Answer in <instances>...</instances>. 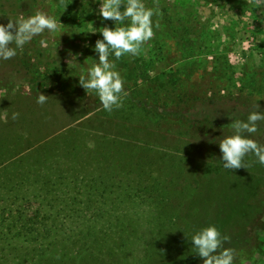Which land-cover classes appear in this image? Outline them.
Returning a JSON list of instances; mask_svg holds the SVG:
<instances>
[{
	"label": "rangeland",
	"instance_id": "obj_1",
	"mask_svg": "<svg viewBox=\"0 0 264 264\" xmlns=\"http://www.w3.org/2000/svg\"><path fill=\"white\" fill-rule=\"evenodd\" d=\"M37 1L61 26L20 49L27 48L30 64L20 54L21 66L0 76V264H48L46 253L50 264L166 259L173 239L182 235L169 228L163 205L142 190L169 189L186 211L179 197L196 189L195 173L208 160L206 142L215 136L196 135L193 145L201 150L194 147L195 156L180 164L190 150L179 141L194 136L187 135L186 123L163 113L173 109L164 102L165 91L190 84L207 89L215 119L245 107L221 104L214 92L230 86L264 97V7L254 0H142L154 9V36L138 55L109 56L128 95L122 107L108 112L79 77L98 61V30L115 23L98 14L100 0ZM40 93L48 96L42 106L36 102ZM145 102L152 112L142 108ZM13 113H19L15 120ZM250 159L256 162L247 156L237 191V175L213 179L198 206L214 210L215 218L224 212L223 219L240 217L241 206L252 204L264 181V165L251 166ZM44 175L51 176L48 184L38 181ZM242 230L225 234L230 242L224 247L235 249L234 264H264V207Z\"/></svg>",
	"mask_w": 264,
	"mask_h": 264
},
{
	"label": "trees",
	"instance_id": "obj_2",
	"mask_svg": "<svg viewBox=\"0 0 264 264\" xmlns=\"http://www.w3.org/2000/svg\"><path fill=\"white\" fill-rule=\"evenodd\" d=\"M39 4L40 2H38L37 0H0V24L6 26L8 23V19L15 20L20 14H23L25 17H27L33 15L36 11H42L43 8L41 9V7H38ZM12 46L15 47V45ZM20 49L21 48L16 49L17 54L14 58L9 60L0 59V76L4 74L3 78H6L15 67L17 68L21 66L22 63L19 59V56L20 54L21 56L22 54L23 56H26L27 48L26 51H23V53H20ZM35 56L36 60L39 61L43 58V53H39V55ZM24 60L27 61L25 62L26 64H30L32 62V59L28 58V56H26ZM194 87L196 86L190 84L188 87H182L178 91H165L166 99L164 100V102H166V104H170L173 109L165 110L163 113L166 116L177 118L186 123L187 128H189L187 135L189 134L190 136H194L192 137V140L179 141V144H181V146H186V148L190 150V154H187L186 158L180 161V164H183L184 161L190 159L191 157H194L195 155H193V153L195 149H197L198 151L201 150L200 146H196L195 144L193 145L194 138L197 139L195 137L196 135H206L207 132L213 133L215 138L212 140L208 139V141L206 142L210 147L209 149H207L208 160L203 164V166L199 165L198 172L195 173L197 174L194 178L196 189L183 197H179L182 202V206H186V211H184V209L182 208H179L180 204L178 202L177 203L179 207L176 206V204L174 203V195L169 189L155 188L150 190L147 187L142 190V192L146 195L150 193L159 203H161V205H163V213L172 220V225L170 224L169 228L172 227V230L177 229L180 232L179 234H181L183 238L181 240H179V238H177L176 240L173 239V243L170 245V248H168V251L166 252V254H168L166 256V259H158L157 257L151 258L149 260L145 259L143 260L142 264H162L164 260H166L165 262L167 264H174L177 260L181 261V259L184 260L185 263L191 264L192 260H202L198 256V254H196V251L193 248L194 246L191 243V237L196 232V230H198V225H204L205 223L208 224V222H211V224L220 231L222 236L226 233H231V235L237 234L239 232L241 233V231H243L242 229H244L245 226L250 223L252 215L255 212L257 213L258 210L260 211L261 208L264 207V195H262L264 193V181L262 182L259 193H257L255 197H252V204L241 206L242 209L239 211L240 217H236L237 215H233L232 217L227 216V219H223V217L226 218L224 212L222 215L218 214L219 218H215L214 210L210 212L208 211L209 208L205 209L201 206H198L200 200L205 196V184L213 179H218L220 177H229L235 174L237 175L234 176L237 186L233 185L232 190L237 191L238 186H240V183L244 177H242L243 168L230 171L226 170L223 167V163L221 161L222 154L220 152L217 140L232 135L234 130L230 127L231 123L235 120L247 121L248 115L252 111L256 110V105H259V111L264 112V97H261L257 94H251L248 91H244L243 89L234 92L233 88L230 86L224 88L218 93L214 92V98H216V100L221 104L225 103L228 100L238 105L242 104L243 108L245 107L243 111H240V109L238 110L235 107L231 112L226 113L224 117L222 116L219 119H215L212 115V112L210 111V108L207 107L205 101L209 97V91L207 89L197 90ZM239 96H246V99H243L242 101L243 103L240 102V99L238 98ZM260 98H262L263 100ZM142 103L143 102H141V104ZM208 103L209 105L215 104L212 102V100ZM143 106L144 107L142 108L144 110L152 112L149 102H145ZM157 112L159 113L160 110L158 109ZM257 127V133L250 136L249 138L254 139L261 145H264V121H259ZM246 158L247 156L245 157V163ZM250 160L251 166H260L258 162H254L253 159ZM174 161L176 163H179L178 159ZM47 177L51 179V176L44 175L40 176V179L38 181L48 184V181L50 179ZM29 178H31L30 174L25 177V179ZM96 182L97 180L95 181V183ZM256 200L259 201L254 203ZM226 202L224 198V207L228 208ZM211 207L215 208L216 205H212ZM98 214L99 216L103 215L102 212ZM208 216L210 217V219H205V217L208 218ZM86 234L87 236H90V239L92 237H95V232L93 229L86 231ZM96 239L99 240L97 236ZM43 257L49 260V262H47L48 264L52 262L51 255H47L46 253L43 255ZM201 263L203 264V261H201Z\"/></svg>",
	"mask_w": 264,
	"mask_h": 264
},
{
	"label": "clouds",
	"instance_id": "obj_3",
	"mask_svg": "<svg viewBox=\"0 0 264 264\" xmlns=\"http://www.w3.org/2000/svg\"><path fill=\"white\" fill-rule=\"evenodd\" d=\"M254 2L258 8L264 7V0ZM98 14L106 21H113L115 28L104 26L98 30L103 37L95 42L94 51L98 54V61L95 60L88 68L86 77H79V84L86 93L89 90L95 91L102 108L112 112L114 108L123 106L122 97H126L128 93L109 56L114 54L119 60L123 55L135 56L140 53L143 45L154 36L151 19L154 9L147 8L142 0H126V4L124 0H100ZM125 21L129 23L125 25ZM60 26V22L42 11H36L27 17L20 14L15 20L8 19L6 26L0 24V59L14 58L16 49L42 35L45 30L55 32ZM40 43L46 46L44 40ZM47 100L48 96L40 93L36 102L42 106ZM255 108L248 115L247 121L235 120L231 123L230 127L234 130L232 135L218 140L221 161L226 170L247 169L249 165L244 161L249 154L254 155L256 162L264 165V145L249 138L257 133L258 122L264 121V112L258 110L259 105ZM18 116L19 113H13L12 119L15 120ZM225 242H230V237L222 236L214 225L196 231L191 237L193 248L203 264H234L235 249L224 247Z\"/></svg>",
	"mask_w": 264,
	"mask_h": 264
}]
</instances>
